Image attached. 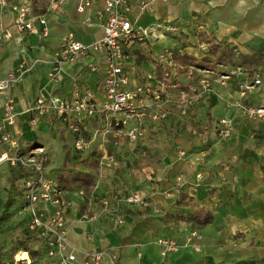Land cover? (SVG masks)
<instances>
[{
    "label": "crops",
    "instance_id": "0c3cea01",
    "mask_svg": "<svg viewBox=\"0 0 264 264\" xmlns=\"http://www.w3.org/2000/svg\"><path fill=\"white\" fill-rule=\"evenodd\" d=\"M61 1L57 11L51 8V0L0 3V34L11 33L10 39L0 42V80L16 73L22 63L29 70L7 92H0V105L5 97L14 99L16 121L7 131L22 149L34 144L44 147L49 174L64 165L62 146L66 138L60 133L69 130L54 114L39 117L30 113L36 99L42 94L72 99L79 93L92 95L98 105L106 100L102 89L106 68L103 52L90 51L86 57L64 63L58 81L49 76L64 37L72 35L92 45L104 36V19L100 16L103 0H95L85 13L77 10L81 0ZM127 1V17L133 26L154 31L146 42L125 48L129 55L124 63L130 81L128 90L149 84L156 91L162 89L157 66L163 52L198 60L206 57L209 46L199 34L211 44L233 48L236 58L243 55L264 59V0ZM14 5L31 6L35 16H44L46 25L36 20L38 34L20 32L15 27ZM166 25L176 26L177 31H165ZM45 28L48 36H39ZM180 65L182 71H205L186 62ZM256 71L264 75V64ZM242 83V79H232L225 86L212 82L213 92L205 94L186 116L167 103L145 98L144 139L132 143L121 139L119 145L112 142L117 147L112 155L119 163L99 180L93 179L90 197L82 196L85 188L64 193L72 202L66 215V252L49 256L38 239L34 250L41 255L33 264H65L62 261L68 254L76 256V262L70 264H81L88 253L95 251L115 255L117 264H220L223 253L231 261H240L264 252V120L244 118L239 107L241 103L264 106V86L241 97ZM32 119H36V127L30 125ZM222 121L232 129L228 138L219 135ZM102 124V120L86 119L81 129L98 134ZM202 156L204 160L199 161ZM198 175H202L201 180ZM26 177L19 168L1 169L0 200L6 197L13 181L24 206ZM179 177L183 179L180 186ZM132 193L142 195L147 205L128 204L125 197ZM23 206L22 212L29 217ZM40 209L45 219L52 212L45 204ZM201 209L212 220L197 229L189 219ZM85 215L94 219L85 220ZM169 215L185 220H169ZM191 231L202 235L200 242L195 240L192 246L186 244ZM161 238L176 241L178 250L163 256L157 243Z\"/></svg>",
    "mask_w": 264,
    "mask_h": 264
},
{
    "label": "built area",
    "instance_id": "2783aa9c",
    "mask_svg": "<svg viewBox=\"0 0 264 264\" xmlns=\"http://www.w3.org/2000/svg\"><path fill=\"white\" fill-rule=\"evenodd\" d=\"M95 0H81L78 5V12L85 13L86 9L91 7ZM104 7L100 13L103 17L104 36L101 40L92 45H86L77 41L74 36L69 35L63 38L62 46L54 55L52 68L49 74L52 80H60L61 66L67 62H73L86 57L90 51L95 53L103 52L106 59V68L104 70V79L102 89L105 95V103L98 105L95 97L92 95L82 96L77 93L72 99H62L52 94H42L33 103L29 109L39 117L56 115V117L65 123L66 128L71 132L81 131L82 122L86 119H96L103 121V136L107 139H113L115 144L122 140L130 142L142 140L145 137V130L142 127L143 118L147 115V106L145 98L151 97L154 100L160 99L159 91L153 89L151 84L139 85L134 90H128L129 76L124 67L125 61L129 59L125 48L135 43H144L149 37H152L154 31L148 29H136L128 20L127 14L130 11L127 0H103ZM2 5H6V0H0ZM61 0H51V8L54 11L60 9ZM16 12L15 27L20 32L36 33L37 29L34 22L38 20L42 26L46 25L43 15L35 16L33 8L25 5H14ZM164 30L167 32H176L177 27L166 25ZM39 36L47 37L48 31L45 28ZM11 38L9 31L0 34V42ZM159 64L164 70V79L159 82L161 88L165 86V81L174 82L173 87L178 88V71L182 66L178 64L174 56L170 53H161L158 57ZM28 68L24 63L20 64L16 73H10L6 79L0 80V92H7L10 87L22 78ZM232 74L238 76L245 75L241 66L233 69ZM207 75L203 77L196 86L191 88L192 101H200L204 95L213 92L211 77L216 72L204 71ZM211 76V77H210ZM222 86H225L230 79V75L221 76ZM151 78V77H149ZM264 75L256 74L254 79L245 80L240 85L241 97L254 89L263 87ZM264 92V87H263ZM241 114L249 120H264V106H253L245 103L239 105ZM0 109V167L8 164L10 167L19 168L26 172L27 177L23 185V210L28 213L30 218L29 228L32 232H37L41 245L47 250L49 256L56 253L66 252V215L72 202L65 197V192L61 189L57 179L49 174L48 154L44 147L32 149H22L17 140L13 139L7 131L8 126H12L16 121L14 112V99L5 97ZM154 119H157L155 117ZM134 124L133 127L131 125ZM222 127L219 135L222 138L231 136V127L227 121H222ZM32 127L37 126L36 119L30 121ZM84 141L77 144L78 150H83ZM112 157L107 158L108 166L113 165ZM204 156L201 160L203 161ZM199 180L202 175H198ZM182 178L177 179V184H182ZM83 192V191H82ZM125 201L131 205H147V201L140 194H130L125 197ZM50 206L52 212L45 219V212L40 209V205ZM85 220H92L94 217L84 216ZM120 223V219L116 220ZM194 239H200L197 231L191 234L189 242ZM161 247L163 256L175 252L179 246L174 240L161 238L157 241ZM197 250H199L197 248ZM29 255V254H28ZM105 260H107L105 262ZM29 260H17L15 264L28 262ZM65 264L76 262L74 254H68L62 261ZM81 264H117L115 255H108L105 251H95L88 253L86 259Z\"/></svg>",
    "mask_w": 264,
    "mask_h": 264
},
{
    "label": "rangeland",
    "instance_id": "374dc122",
    "mask_svg": "<svg viewBox=\"0 0 264 264\" xmlns=\"http://www.w3.org/2000/svg\"><path fill=\"white\" fill-rule=\"evenodd\" d=\"M167 53H170L174 57H177L174 55L173 52L171 53L170 51H167ZM241 64L239 65L246 74L240 76H238L237 73L231 75V72H234L233 69L239 66L234 68L232 66L230 67V64H225L224 66H217V72L215 73V75L212 77L210 76L213 85L218 84L220 86L221 84L219 82H221V76L223 75H230V79L228 81H231L232 79H242L244 82L245 80H247V78L250 80L254 79L256 77V74H258V71H256V69L260 68L264 64V59L258 56L250 58L248 60H242ZM204 76L207 75L202 72L199 73V71H190V68L187 71H178L179 87L174 88V82H165V86L158 93L160 99L156 101L167 103L169 106L175 109L181 116L188 115L189 112L192 111L198 103H200V101H192L193 96L191 93V88L196 86ZM158 81L160 82V80ZM214 94H216V91H214ZM191 122L194 125L195 119L193 118ZM95 127L98 129V125H95ZM195 128L196 126H193V129ZM101 129L102 127H100V131H98V134L94 132H87L84 129H80L81 131L79 132H70L66 130L60 133L63 134L66 138V143L65 145H63L64 147L62 146V148L64 149L65 157H68V167L73 171L79 170L84 171L86 173H90L92 175V178L95 180H99L105 171L111 170L114 165H117L119 163L117 157H114V155H112L115 151L114 148L117 147L112 145V139H107L103 136V131ZM195 130L198 131L197 129ZM56 131L58 132V129ZM174 136L175 135H173V137ZM81 140L85 142L83 145V150H78L76 146ZM109 144L110 147L106 146ZM88 156H92L95 161H98L99 166L96 169L85 170L81 166L77 167L75 165ZM111 157L113 158V165L109 167L107 158ZM8 167V164H4L0 168V170ZM62 168L63 166L59 170L55 169L50 174L52 176H56ZM84 188L85 189H82V196L84 198L90 197L93 187L87 186ZM18 190L19 189L16 187V184L12 181L10 184L9 191L6 192V197L0 200V264H15L17 260H20L17 259L18 254H20L21 252H25L23 244L24 241L27 240L28 247L32 251H34L36 244L35 242L40 239L37 236L38 234L32 232L29 228L30 218L22 212V195L18 192ZM13 202H17V205ZM193 232L194 231H191L186 237V244H190L191 246L192 244L196 245V243L194 244V241L196 239L191 242L188 241V239L191 238V234ZM198 235L200 236V239L196 241L200 242V240L202 239V235L199 232ZM237 239H240V237H237ZM197 248L199 249V247ZM13 253H15L16 256L14 260H11L10 256ZM223 255V260L220 264H237L241 261H245L248 264H264V252L262 251L258 252L253 257L240 261H231L229 257L227 258V255H225V253H223ZM35 261L37 260H34L30 256V261L18 264H33Z\"/></svg>",
    "mask_w": 264,
    "mask_h": 264
},
{
    "label": "trees",
    "instance_id": "16d2710c",
    "mask_svg": "<svg viewBox=\"0 0 264 264\" xmlns=\"http://www.w3.org/2000/svg\"><path fill=\"white\" fill-rule=\"evenodd\" d=\"M199 39L201 41H204L209 46V51L206 55V57L202 58L201 60H198L194 57L185 55L182 57H174L176 62L178 64H181L183 62L188 63L190 66H193L197 69L210 71V72H217V66H224L225 64H230L233 67H236V65L240 66L242 60H248L249 57L239 55L236 58V54L234 52V49L229 47L228 45H222V44H211L209 43L202 34H199ZM239 60V61H237ZM242 65V64H241ZM157 73H158V80L163 81L164 79V70L163 67L157 66ZM166 82V81H165ZM61 139L65 141L64 136L61 135ZM34 146V147H32ZM30 145L28 147L29 149L40 147L38 145ZM68 158V157H67ZM67 158L64 162L63 168L58 172V174L55 176L57 181L60 184L61 189L66 192L70 193L74 191L75 189H82L84 187H92L94 185L92 175L90 173H86L84 171L79 170H72L67 165ZM77 167L81 166L83 169L93 170L96 169L99 166L98 161H95L92 156H88L81 161H79L78 164H75ZM72 170V171H71ZM179 204H182V202H179ZM169 220H175V221H181L185 220V218H177L174 216L169 215L167 217ZM212 218L211 215H209L208 212H206L204 209L198 210L194 217L189 219L190 222L193 223L194 227L197 229H202L206 226H208L211 222ZM24 251L28 253L34 260H37L41 253L39 250L32 251L28 247L27 240L24 241ZM16 254L13 253L10 256L11 260H14ZM237 264H248L245 261L238 262Z\"/></svg>",
    "mask_w": 264,
    "mask_h": 264
},
{
    "label": "bare ground",
    "instance_id": "6f19581e",
    "mask_svg": "<svg viewBox=\"0 0 264 264\" xmlns=\"http://www.w3.org/2000/svg\"><path fill=\"white\" fill-rule=\"evenodd\" d=\"M17 259L30 261V257L26 252H21L20 254H18Z\"/></svg>",
    "mask_w": 264,
    "mask_h": 264
}]
</instances>
